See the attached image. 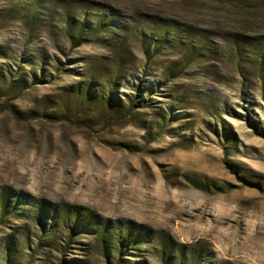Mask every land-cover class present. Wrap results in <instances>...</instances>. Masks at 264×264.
<instances>
[{
  "label": "rangeland",
  "instance_id": "1",
  "mask_svg": "<svg viewBox=\"0 0 264 264\" xmlns=\"http://www.w3.org/2000/svg\"><path fill=\"white\" fill-rule=\"evenodd\" d=\"M78 207L152 237L107 259ZM162 233L264 264V3L0 0V264H168Z\"/></svg>",
  "mask_w": 264,
  "mask_h": 264
},
{
  "label": "trees",
  "instance_id": "2",
  "mask_svg": "<svg viewBox=\"0 0 264 264\" xmlns=\"http://www.w3.org/2000/svg\"><path fill=\"white\" fill-rule=\"evenodd\" d=\"M229 1V3H234L238 5V7H258L264 0H224ZM1 201V207L3 209L4 214L7 213L9 207V199L6 193H3ZM85 214V216H83ZM59 215L56 216L54 214V218L52 220H59ZM62 222L66 223L69 221L68 226L70 230V239L74 238L77 231H84L88 233L92 231V233L96 234L99 243L102 245V249L107 259H110L112 255L115 253L117 256L122 257L124 255H133L136 251L139 250L140 246L144 244V241L148 238L152 237V233L146 229H137L133 227H126L127 235H124L123 231L118 229L117 231H113L109 228L108 223L103 224L102 220H100L99 214L97 212L86 209L85 207H78L72 215H69V212H66L61 215ZM172 236L170 233L159 234L158 241L163 245L162 248V257L166 260L168 264H184L183 257L184 253L175 254L172 246ZM176 255V256H175ZM140 264V263H138Z\"/></svg>",
  "mask_w": 264,
  "mask_h": 264
}]
</instances>
